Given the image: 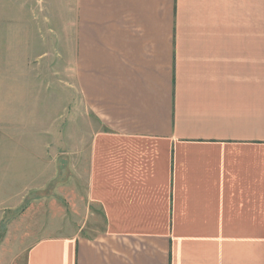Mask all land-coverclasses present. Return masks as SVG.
Listing matches in <instances>:
<instances>
[{"label":"crops","instance_id":"crops-1","mask_svg":"<svg viewBox=\"0 0 264 264\" xmlns=\"http://www.w3.org/2000/svg\"><path fill=\"white\" fill-rule=\"evenodd\" d=\"M8 2L2 99L20 88ZM59 4L74 51L65 199L0 203V264H264V0Z\"/></svg>","mask_w":264,"mask_h":264},{"label":"rangeland","instance_id":"rangeland-1","mask_svg":"<svg viewBox=\"0 0 264 264\" xmlns=\"http://www.w3.org/2000/svg\"><path fill=\"white\" fill-rule=\"evenodd\" d=\"M33 1L15 4L19 41L11 53L18 59L17 98H0V175L6 177L0 203H13L14 209L18 204L16 213L34 202L64 201L59 140L65 134L74 138V128L68 131L75 122L73 28L66 26L71 15L59 0ZM4 232L1 224L0 238Z\"/></svg>","mask_w":264,"mask_h":264}]
</instances>
